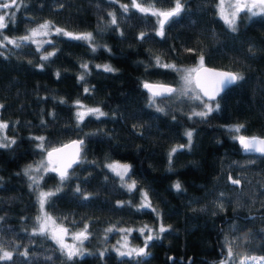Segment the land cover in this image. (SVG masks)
<instances>
[{
  "label": "trees",
  "instance_id": "trees-1",
  "mask_svg": "<svg viewBox=\"0 0 264 264\" xmlns=\"http://www.w3.org/2000/svg\"><path fill=\"white\" fill-rule=\"evenodd\" d=\"M180 2L182 11L165 23L163 36L159 20L133 9L131 0H17L0 9L7 14L0 32L9 39L42 22L92 34L91 43L54 32L41 47L0 44V120L15 140L0 147V248L13 253L0 264H210L228 246L235 259L264 254V155L241 153L230 131L243 125L242 135L264 136V14L241 13L233 31L217 14L218 0ZM145 6L168 10L174 0ZM201 56L203 64L242 78L213 100L166 96L156 99L161 108L150 105L145 81L176 87L180 78L156 67L157 57L179 68ZM105 64L114 70L105 71ZM77 101L105 115L80 122ZM206 102L213 111L194 116ZM74 138L83 144L70 178L61 181L50 170L33 184L25 166ZM111 159L129 163L134 190L106 167ZM41 190L56 193L44 208L69 230L87 225L83 255L68 260L49 236L34 233ZM143 193L155 211L140 207ZM160 224L167 230L159 232ZM145 226L154 233L148 255L121 257L119 230L131 228L129 238L141 245L149 233L138 230Z\"/></svg>",
  "mask_w": 264,
  "mask_h": 264
},
{
  "label": "snow or ice",
  "instance_id": "snow-or-ice-1",
  "mask_svg": "<svg viewBox=\"0 0 264 264\" xmlns=\"http://www.w3.org/2000/svg\"><path fill=\"white\" fill-rule=\"evenodd\" d=\"M132 8L139 11L143 14H149L154 17H159V35L163 36V28L166 22L170 20V18H174L178 16L182 11V4L180 0H174V7L171 10L168 11H161V10H153L152 7H147L145 4L148 3V0H144L143 3L139 2V0H131ZM226 0H219L218 2V8H219V16L223 19V21L233 30L235 31V25L237 23V17L243 13L248 12L252 16H256L259 14H264V0H234V2L229 3V7L231 8V12L229 13L225 8ZM17 4V0H10V3H0V9H8L12 7L13 5ZM121 8L123 12L129 11L128 5H121ZM6 15H0V30L4 29L7 25L5 24ZM112 15L111 23L113 25L117 24V20L115 18L114 14ZM51 24L49 22H45L43 24L38 25L37 28L30 29V34L25 35L23 37L19 38H13L9 39L6 36H2V32H0V44H4L6 41L7 43L13 44L16 47H20L19 41L24 42H32L39 44L40 42L35 40V37L39 35H48L49 29L51 28ZM55 32L57 35L67 36L72 39L76 40H85L91 43L92 40V34L91 33H81V34H73L71 32H65L63 29L55 28ZM141 37H143V34H141ZM47 43H50V41H47ZM95 48H93V51ZM191 51V50H189ZM55 55L54 52L49 53L48 55L42 57V59H48L49 56ZM203 56L200 57L201 61V67L196 69H179L175 65L172 64H165L162 63L160 58L157 57L155 59V66L159 68L164 69H172L176 72H183V75L180 77L181 81L183 82V87L179 90L172 88L168 85L159 84V83H149L144 82L143 88L146 89L149 93V103L150 105H154L155 100L158 97L162 96H173L174 94L179 93L180 96L187 97L189 95L190 91H196L197 89L200 90L203 93V96L208 97L209 99L213 98V93L217 90V88L227 87L228 85L236 82L237 80L241 79L242 77L238 76L234 73H223V72H213L211 73V77L208 76H202L201 73H207L209 70L203 69ZM82 68L88 69L87 64L81 65ZM99 67V66H97ZM105 71H113L111 67L105 65L104 66ZM59 75V74H57ZM80 80H84V76H80ZM84 91L87 93L89 90L87 88L84 89ZM202 97L200 95H196L193 97V99L200 100ZM79 108L81 109L76 113L78 121L82 122L86 115H95L97 118L100 116L105 115L99 108H88L84 109L83 105L79 104V101L76 102ZM218 107V106H217ZM205 111L201 112H194V116L199 117H206L209 113L213 111V108L210 104H204ZM159 111H163V109H158ZM8 124L0 122V130L7 129ZM243 125H235L232 126L230 131L239 133L241 129L243 128ZM189 140L188 147H191V138H192V131H187L185 133ZM234 140H236L239 145L241 146L242 151L247 153H260L264 154V138H259L256 136H244V135H235L232 137ZM38 140H43V137H37ZM15 140H10L8 143H0V147H8L10 144H14ZM83 144V141H73L72 145H65V148L72 147L75 149L74 153L72 154L71 158L68 159L66 163L63 164L62 167H55L51 168V171L59 173V177L61 181H65L69 179L68 174V168L72 167L73 163H76L79 158L80 153V146ZM39 147H43V145H39ZM180 148L185 147L184 145H180ZM178 149L173 148L172 152H176ZM64 149H53L51 152H48V164L51 165L52 163V157L54 153L63 152ZM170 162H171V154H170ZM106 167L114 172L122 181L125 177L128 176L130 171V166L126 164H120L119 162H113L106 165ZM41 168H44L45 171L49 170L44 162H41L40 165H38L34 170L39 172ZM33 171L32 165H29L25 170V174L28 175L30 172ZM29 179L33 182V184H38L39 181L35 176L29 175ZM130 179V177H129ZM234 184H239V180H233ZM123 187H126L129 191H132L136 188V184L133 181L129 184H122ZM174 188L177 191H181V184L177 182L174 185ZM59 191V189H57ZM77 192L80 191L79 188L76 189ZM54 192H39L38 193V203L41 208V215L36 217V220L38 221V228L34 229V233L40 234V235H47L52 240L56 242V244L59 245L60 251H62L68 260H72L73 258L77 256L83 255V252L81 251V248L77 247V244L75 242H79L80 244L83 243L84 240L88 239L87 235V225L85 226L84 230L78 233H73L72 239L74 243H66L65 238L69 235V230L66 227H63L62 225H57L55 221L43 211L45 202L48 200L49 197L55 195ZM144 197V203L140 205L141 208H149L152 209L151 203L147 201V193L142 194ZM152 211H155V209H152ZM148 231L151 233V229H148L147 226L145 228H141L138 231L141 233H144L145 231ZM167 229L164 227L163 224L159 225V232H164ZM108 231H112V229H109ZM121 232H131L132 229H120ZM153 240V236L151 234L147 235L145 237V242L143 247H129L127 240H125L123 244L124 251H121L120 248H117L116 251L121 257H129V258H139L143 256H147L148 253L146 251L148 247V241ZM119 243V242H118ZM23 255L27 256V252L23 253ZM228 256H233L232 249L229 247L228 249ZM13 253L10 251L3 250L0 248V261H10L12 260ZM251 260L253 264H260L261 261H264V257L259 258V261L255 257H244L239 260V264H247V262Z\"/></svg>",
  "mask_w": 264,
  "mask_h": 264
},
{
  "label": "rangeland",
  "instance_id": "rangeland-1",
  "mask_svg": "<svg viewBox=\"0 0 264 264\" xmlns=\"http://www.w3.org/2000/svg\"><path fill=\"white\" fill-rule=\"evenodd\" d=\"M218 2H219V0H218ZM218 2H217V4H216V10H217V14L219 15ZM231 2H234V0H226V3H225V8H226V10H227L229 13L231 12V8L229 7V3H231ZM153 10H160V9H158V8H153ZM245 12H246V11H245ZM246 14H247V15H251V14L248 13V12H246ZM238 17H239V16H238ZM238 17H237V19H238ZM155 18H156V21L159 20V17H155ZM43 23H45V22L39 23V24H37L36 26H34L33 28H37L38 25L43 24ZM33 28H31V29H33ZM55 28H57V27H53V26H52V27L49 29V34L46 35V36H45V35H39V36L35 37V40H37V41L40 42L39 44H37V43H35V44H36L37 46L41 47L45 42L49 41V40H50V35H51L52 33L55 32ZM64 31H65V30H64ZM65 32H70V31H65ZM71 33H73V34H81L82 32H71ZM29 34H30V31H28V33H27L26 35H29ZM10 39H11V38H10ZM105 65H107V64H105ZM199 65H201V61H200V60H199L197 63L193 64V65H184V66H181V67H179V69H195V68H196L197 66H199ZM179 75H180V77H181V76L183 75V72H182V71L179 72ZM182 87H183V82H182L181 79L179 78V83H178L177 86L174 87V88L177 89V90H179V89H181ZM175 95H176V97H175ZM189 95H190V96H196V95H200V93H199L198 90H196V91H190V92H189ZM200 96H201V95H200ZM171 97H172L173 99H175V98H180V97H182V96H180L179 93H177V94H174V95L171 96ZM206 103L209 104V102H206ZM206 103H205V104H206ZM79 104H80V105H83V104H81V103H79ZM83 106H84V109H85V110L88 109V108H94V107H89V106H85V105H83ZM153 106H156L157 108H161V107L157 104L156 100H155V103H154ZM80 110H81V109H80L79 106L77 105V111H80ZM194 111H195V112H199L197 109L194 110ZM0 122H3V121L0 120ZM3 123H4V122H3ZM235 135H242V134H241V133H235ZM9 141H10V140H9V138H7V136L5 135L4 130H0V143H8ZM41 162H44L45 166L49 169V170H47V171H50L51 168H55V167H56V160H55V159H52V163H51V165L48 164V156H47V154L45 153V154L41 157V159H39L37 162L32 163V164H28V165L25 166V169H26L29 165H32V167H33V171L30 172L28 175L35 176V177L37 178L38 176H40V175H42L43 173H45V169H44V168H41V170H40L39 172H37V171L34 170L38 165H40ZM113 162H119L120 164H126V165H129L128 162L121 161V160H117V159H111V160L108 161L107 164H109V163H113ZM120 180H121V179H120ZM121 181H122V180H121ZM132 182H133V181H132L131 179L125 177L124 180H123L121 183H123V184H129V183H132ZM41 191H43V192H52L53 190H41ZM41 191H40V192H41ZM142 203H144V197L142 198L140 205H141ZM38 206H39V211H38V215H37V216L41 215V208H40L39 203H38ZM43 211H44L45 213H47L46 210H45V208L43 209ZM47 214H48V213H47ZM48 215H49V216L55 221V223H56L57 225H62L63 227H66V226L63 225L59 220L55 219V218L52 217L50 214H48ZM36 228H38V221H37ZM66 228H67V227H66ZM67 229H68V228H67ZM127 229H131V228H127ZM148 229H151V228H148ZM68 230H69V229H68ZM83 230H84V229H80V230H76V231H71V230H69V235L65 238V242H66V243H69V244L74 243L71 234H73V233H78V232H81V231H83ZM147 233H149V232L147 231ZM129 234H130V232H127V231H125V232H121L120 237H119L118 240L116 241V247H117V248H120L121 251H124L125 249H124L122 246H123L125 240H127V243H128V246H129V247H143V246H144V242H145V240H144V242H143L141 245L135 244V243H133V242L131 241V239L129 238ZM149 234H151V235L153 236L154 233H153L152 230H151V233H149ZM149 234H148V235H149ZM143 237H144V236H143ZM84 241H85V240H84ZM84 241H83V242H84ZM118 242H119V243H118ZM75 243L77 244V247L81 248V251L84 252L83 243H82V244H80L79 242H75ZM228 249H229V246L226 248V256H225V257H223V258H221V259H219V260H217V261H214V262H212V263H210V264H239V260H240L241 258H244V257H255V258H257L258 261H259V258L264 257V254H244V255L239 256V257H237V258L235 259L233 256H231V257L228 256ZM247 264H253V262H252L251 260H249V261L247 262ZM260 264H264V261H261Z\"/></svg>",
  "mask_w": 264,
  "mask_h": 264
},
{
  "label": "water",
  "instance_id": "water-1",
  "mask_svg": "<svg viewBox=\"0 0 264 264\" xmlns=\"http://www.w3.org/2000/svg\"><path fill=\"white\" fill-rule=\"evenodd\" d=\"M168 10H171V9H168ZM168 10H162V11H168ZM159 19H160V18H159ZM200 67H201V65L197 66L196 68H200ZM202 67H203V69H207V70H209L207 73L202 72V73H201L202 76H208V77H211V73H213V72H223V73H234V74H236L235 72H233V71H231V70H228V69H225V68H221V67L211 66V65H208V64H202ZM196 68H195V69H196ZM145 82L164 84V85H168V86L174 88V85H173L172 83H168V82H162V81H145ZM232 84H233V83H232ZM230 85H231V84H230ZM230 85H228V86H230ZM228 86H227V87H228ZM227 87H222V88H219V87H218L217 90L213 93V98H212V99H209L208 97L203 96V93H202L200 90H198V89H197V90L199 91V93H200V95H201V97H202L203 99H206V100H213V99H215L219 94H221V93L224 91V89H226ZM145 90H146V89H145ZM146 91H147V90H146ZM147 92H148V91H147ZM162 97H166V96H162ZM244 136H249V137H251V136H256V137H259V138H264L263 135H244ZM73 141H83V139H77V138L70 139V140H68V141H66V142H64V143H62V144H60V145H58V146H56V147H52V148H50V149H48V150L46 151V154H48V152H51L53 149H61V148L64 149L63 152L54 153V155H53V157H52V159H55V160H56V167H62L63 164L66 163V162L68 161L69 158H71V156H72V154L74 153L75 149L72 148V147L65 148L64 146H65V145H72V142H73ZM237 143H238V142H237ZM238 145H239V143H238ZM81 146H82V145H81ZM81 146H80V153H81ZM239 147H240V152L243 153V154H260V153H247V152L242 151L240 145H239ZM80 153H79V157H80ZM260 155H264V154H260ZM47 156H48V155H47ZM78 161H79V158H78ZM78 161H77L76 163H73V164H72V167H71V168H68V171H69L70 169H72V168L78 163ZM55 174L59 176V173L55 172ZM250 216H251V215H250ZM171 258H172V256H170V260H171Z\"/></svg>",
  "mask_w": 264,
  "mask_h": 264
},
{
  "label": "flooded vegetation",
  "instance_id": "flooded-vegetation-1",
  "mask_svg": "<svg viewBox=\"0 0 264 264\" xmlns=\"http://www.w3.org/2000/svg\"><path fill=\"white\" fill-rule=\"evenodd\" d=\"M219 253H221L222 255H220L219 256V259H221V258H223V257H225L226 256V251H224L223 253L222 252H219Z\"/></svg>",
  "mask_w": 264,
  "mask_h": 264
}]
</instances>
